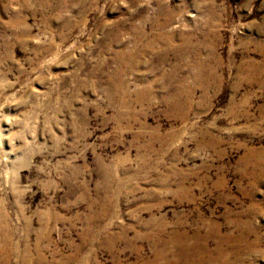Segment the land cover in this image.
<instances>
[{"label":"rangeland","instance_id":"1","mask_svg":"<svg viewBox=\"0 0 264 264\" xmlns=\"http://www.w3.org/2000/svg\"><path fill=\"white\" fill-rule=\"evenodd\" d=\"M0 264H264V0H0Z\"/></svg>","mask_w":264,"mask_h":264},{"label":"bare ground","instance_id":"2","mask_svg":"<svg viewBox=\"0 0 264 264\" xmlns=\"http://www.w3.org/2000/svg\"><path fill=\"white\" fill-rule=\"evenodd\" d=\"M185 237V236H184ZM176 238V237H175ZM186 238V237H185ZM180 240V239H179ZM182 241V240H181ZM182 245V243L180 244V242L179 241H176V240H174L173 241V246H174V248L175 247H177V249H183L185 252H187V253H193V252H195L194 251V249L193 248H191V247H185L184 246V248H183V246L182 247H179V246H181ZM184 245V244H183ZM219 246V245H218ZM218 249V248H217ZM220 249V248H219ZM160 255V254H159ZM195 263V262H194Z\"/></svg>","mask_w":264,"mask_h":264}]
</instances>
